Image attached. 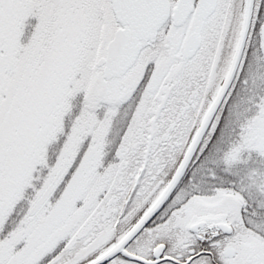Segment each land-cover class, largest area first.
Returning a JSON list of instances; mask_svg holds the SVG:
<instances>
[{
    "label": "snow or ice",
    "instance_id": "1",
    "mask_svg": "<svg viewBox=\"0 0 264 264\" xmlns=\"http://www.w3.org/2000/svg\"><path fill=\"white\" fill-rule=\"evenodd\" d=\"M0 264H264V0H0Z\"/></svg>",
    "mask_w": 264,
    "mask_h": 264
}]
</instances>
